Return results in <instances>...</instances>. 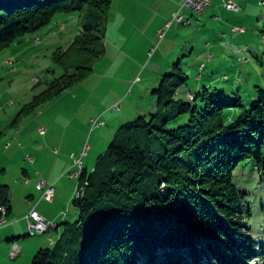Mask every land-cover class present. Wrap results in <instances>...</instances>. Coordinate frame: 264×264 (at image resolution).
I'll return each instance as SVG.
<instances>
[{
    "label": "trees",
    "instance_id": "trees-1",
    "mask_svg": "<svg viewBox=\"0 0 264 264\" xmlns=\"http://www.w3.org/2000/svg\"><path fill=\"white\" fill-rule=\"evenodd\" d=\"M114 1L0 0V55L60 15L86 14L69 47L53 54L61 75L15 122L92 75L106 52ZM188 80L176 63L154 91L158 111L122 125L94 171L83 169L86 192L73 202L78 220L63 223L61 237L33 264H264L250 193L235 182L248 161L264 177V91L258 100H229L205 86L188 102L177 98ZM0 205L10 214L8 187Z\"/></svg>",
    "mask_w": 264,
    "mask_h": 264
},
{
    "label": "rangeland",
    "instance_id": "rangeland-1",
    "mask_svg": "<svg viewBox=\"0 0 264 264\" xmlns=\"http://www.w3.org/2000/svg\"><path fill=\"white\" fill-rule=\"evenodd\" d=\"M74 15L75 17L69 16L65 19L63 28L65 26L67 28L64 32L57 29L56 20L51 25L58 33L57 39L49 40L47 28L36 35L28 36L30 40L39 36L42 43L38 45L30 43L27 53L19 59L20 61H16L14 67L16 68L19 62L18 71L11 73L8 70L9 66L0 71V76L4 78L0 83V132L5 133L0 139V185L2 182L10 185L19 208L24 203L22 199L24 196L18 188L28 180L25 179V169H28L27 165L32 164L29 157L37 158L32 152V155L21 154L22 146L31 147L33 150L46 149L43 153L49 157L50 152L61 150L59 144L62 136L70 131V134H74L72 135L74 146H78L83 140V147L88 148L84 167L93 168L92 164L98 160L96 154H105L108 151L122 125L158 111V99L154 91L159 88L164 77L174 69V66H168V62H174L176 59L184 61L181 67L189 76V80L177 94V98L184 101L189 102V92L197 95L205 86L213 84L220 91H226L229 100L236 98L243 101L258 100L260 91H264V34L258 42V48L263 52L258 55L245 54L253 61L252 66H243L237 62L235 66L233 64L230 66L228 62L233 58L225 57L227 62L208 66L205 71L200 72L196 65L200 63L199 60H203L202 54H194L192 58L181 54L172 56L174 43L170 46L164 43L160 48L164 39L142 36L138 28L140 23L129 26L127 31L125 30L127 34L124 35L120 28L118 8L114 6L107 23L106 52L95 64L92 75L67 90L62 97L43 106L40 109L45 113L42 118L37 117L39 109L24 117V123L26 120H33L35 124L30 127L32 133L30 131L29 139L21 138V141H16L15 135L19 129L16 128L14 121L20 111L36 94L47 87L48 82L61 75V69L53 62V54L59 48L67 49L69 47L67 44L79 32V20H84L86 14L82 11ZM12 47L0 55V64L15 46ZM257 58L263 64L257 61ZM53 70L55 72L51 73ZM92 120L103 122L105 125L96 127L91 123ZM24 123L20 126L25 125ZM40 130H44L45 134L41 135ZM7 144L13 145L10 150H6ZM76 155L81 156L79 153ZM71 162L72 167L73 159ZM32 168L35 173L38 171L36 167ZM67 178L73 179L68 175ZM73 182L77 191L79 182L76 179H73ZM235 182L239 189L250 193L247 197L248 203L256 216L253 217L254 234L263 237L264 240V177L254 169V163L248 161L236 171ZM69 210L71 215L68 219L74 223L79 218L78 208L72 203ZM60 226L63 228V225ZM63 231L64 228L59 234L49 231L44 235L32 236L28 230L24 240L28 241L27 248L38 243L44 245L37 250V254L40 250L52 248L54 243L51 239H59ZM35 255L29 264H33ZM258 256L261 258V255ZM260 260L264 262V259Z\"/></svg>",
    "mask_w": 264,
    "mask_h": 264
},
{
    "label": "crops",
    "instance_id": "crops-1",
    "mask_svg": "<svg viewBox=\"0 0 264 264\" xmlns=\"http://www.w3.org/2000/svg\"><path fill=\"white\" fill-rule=\"evenodd\" d=\"M187 1L188 0H116L112 8H114V6L118 8L120 28L124 35L127 34L125 30L127 31L129 26L140 23L138 28L142 36L159 37V39L161 38L159 32L164 28L165 24L173 20V16L176 13L182 11L186 18L191 20V24L183 25L175 22L166 33L163 38L164 40L162 39L163 42L160 48H162L164 43L167 44L166 46H170L171 43H174L172 56L189 55V57L192 58L194 54H202L205 58L202 57L201 59L203 60H199L200 63L196 65V68L200 72L205 71L208 66H217L219 63L227 62L225 57L233 58L228 62L230 66H232V64L235 66L236 62L243 66H252L253 61L245 54L250 53L251 55H258L263 52L258 48V42L264 34V0H234L240 8L239 11H230L224 7L221 0H213L212 6L206 13L198 16L193 15L187 9H182ZM70 16L75 17L74 14ZM68 17L69 16L60 15L56 18V27L59 31L64 32L66 30L67 26L63 28V25H65V19ZM46 30L49 40L57 39L58 33L54 31V27H48ZM36 38L40 37L36 36L31 40L26 37L21 42L14 44V49H11V53L5 56V61H3L4 65L3 63H1L2 65L0 64V71L4 70L7 66H9L8 70H10L11 73L18 71L20 65L18 62L15 68L16 61H20L19 59L27 53L30 49V43L35 44ZM74 38L67 46L72 43ZM164 53H166V49ZM256 60L260 61L259 58ZM177 61L181 62V65L184 62L182 59H176L174 62H168V66L173 67L178 63ZM260 63L263 64L261 61ZM203 65H205L204 68H202ZM0 77L1 83L4 78L2 76ZM198 78L200 77L198 76ZM189 94L192 93L189 92L188 95ZM62 96L63 94L60 97ZM40 109L38 111V118H42L45 115ZM23 119L19 122H15L16 120L14 121L16 128L19 129L15 135L16 141H21V138L29 139L32 133L30 127L35 124L33 120H26L24 123ZM22 123L25 125L20 126ZM40 131L41 135L45 134L42 133V130ZM3 135H5V133L0 132V139ZM72 135L74 134H70V131L64 134L59 144L61 150H55L53 153L50 152L51 155L49 157H46L45 153H43L46 149L33 150L31 147L23 148L22 146L20 151L21 154L32 155V152L36 154L35 156L37 158L33 159L31 165H27L28 169H25V179H28L29 182H27V180L18 188L24 196H22L24 203L21 208L16 204V198L10 185L3 184L5 182H2L0 185V190L3 187H8L11 200V212L8 218V226L0 229V264H29L37 250L40 247H44L43 244L38 243L37 245L27 248L28 241L24 240V236L27 231L30 230V220L27 217L34 207L47 220L57 225L51 232L59 234L64 228V226L61 228L60 224L62 225L63 223L70 222L68 219L71 215L69 213V207L72 206L75 199L76 184L73 182V179H68L65 174L71 167L72 155H76V153L81 155L85 149L82 145L83 140L78 146L73 145L74 140ZM14 144H16V142H14ZM12 146L11 144H7L6 150H10ZM90 147L89 151L91 152L92 146ZM96 155H98L96 156L98 159L103 154ZM96 163L97 160L95 164ZM95 164H92L94 167L92 166L93 168L91 169L89 166L84 168L88 173H91L95 169ZM33 166L36 167L38 170L37 172L41 173L49 185H54L55 198L53 202L42 199V192L37 188L39 178L37 172L35 173L32 168ZM57 240L56 238L51 239L52 243L57 242ZM14 243L19 245L20 253L17 258L12 259L11 253Z\"/></svg>",
    "mask_w": 264,
    "mask_h": 264
},
{
    "label": "built area",
    "instance_id": "built-area-1",
    "mask_svg": "<svg viewBox=\"0 0 264 264\" xmlns=\"http://www.w3.org/2000/svg\"><path fill=\"white\" fill-rule=\"evenodd\" d=\"M212 1L213 0H188L184 4L182 9L189 10L193 15H197V16L202 15L206 13V11L212 6ZM221 2L223 3L224 7L230 11H239L240 9L239 6L234 2V0H221ZM175 22L183 25L191 24V20L186 18V16L182 11H179L173 16V20L168 21L165 24L164 28L159 32L161 38L165 37L166 33L171 29L172 25ZM41 42L42 40L40 38L35 39L36 45L41 44ZM204 67L205 65L202 66V68ZM91 123L94 124L96 127L104 126V123L100 121L92 120ZM42 133H45V131L42 130ZM87 152H88V148L85 149V151L81 154L80 157H77L76 155L73 154L72 155L73 166L65 174L73 179H76L79 182L75 198L78 196H84L86 192L87 182H85L84 184L80 183L83 176H78V169H82V166L84 165V159L87 156ZM29 160L33 162V159H31L30 157ZM37 176L39 178V183L37 184V188L39 191L43 192L42 199L48 202H53L55 198L54 185H49L40 172H37ZM27 182H29V180ZM8 218H9L8 209L5 206L0 205V229L8 224L9 222ZM27 218L30 220L29 228H30V235L32 236L44 235L57 227L55 223L47 220L42 214H40L35 207L30 211ZM19 253H20V247L18 244L14 243L13 250L11 253L12 259L17 258Z\"/></svg>",
    "mask_w": 264,
    "mask_h": 264
},
{
    "label": "bare ground",
    "instance_id": "bare-ground-1",
    "mask_svg": "<svg viewBox=\"0 0 264 264\" xmlns=\"http://www.w3.org/2000/svg\"><path fill=\"white\" fill-rule=\"evenodd\" d=\"M84 166H82V169H78V175H81V173L83 172ZM80 197V196H78Z\"/></svg>",
    "mask_w": 264,
    "mask_h": 264
}]
</instances>
